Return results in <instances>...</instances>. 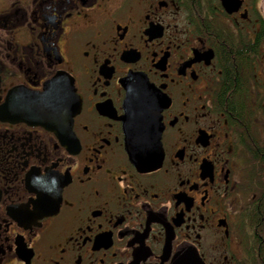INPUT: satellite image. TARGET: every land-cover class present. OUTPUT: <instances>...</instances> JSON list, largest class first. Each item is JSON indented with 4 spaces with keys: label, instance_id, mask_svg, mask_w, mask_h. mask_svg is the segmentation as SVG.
<instances>
[{
    "label": "flooded vegetation",
    "instance_id": "obj_1",
    "mask_svg": "<svg viewBox=\"0 0 264 264\" xmlns=\"http://www.w3.org/2000/svg\"><path fill=\"white\" fill-rule=\"evenodd\" d=\"M0 264H264V0H0Z\"/></svg>",
    "mask_w": 264,
    "mask_h": 264
},
{
    "label": "water",
    "instance_id": "obj_2",
    "mask_svg": "<svg viewBox=\"0 0 264 264\" xmlns=\"http://www.w3.org/2000/svg\"><path fill=\"white\" fill-rule=\"evenodd\" d=\"M143 80L137 76L126 78L124 84L127 96L123 103L122 122L130 159L136 166L148 170L155 168L159 153H161L159 146L161 127L153 129L152 120L154 118L150 115L149 109L152 105L151 99L146 94L148 85Z\"/></svg>",
    "mask_w": 264,
    "mask_h": 264
},
{
    "label": "trees",
    "instance_id": "obj_3",
    "mask_svg": "<svg viewBox=\"0 0 264 264\" xmlns=\"http://www.w3.org/2000/svg\"><path fill=\"white\" fill-rule=\"evenodd\" d=\"M231 71L235 73V70L231 68ZM235 76H231V79H234Z\"/></svg>",
    "mask_w": 264,
    "mask_h": 264
}]
</instances>
